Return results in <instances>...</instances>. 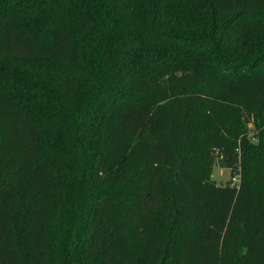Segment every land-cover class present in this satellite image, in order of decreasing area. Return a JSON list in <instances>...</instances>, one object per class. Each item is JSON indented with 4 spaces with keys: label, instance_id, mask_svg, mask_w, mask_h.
I'll use <instances>...</instances> for the list:
<instances>
[{
    "label": "trees",
    "instance_id": "obj_1",
    "mask_svg": "<svg viewBox=\"0 0 264 264\" xmlns=\"http://www.w3.org/2000/svg\"><path fill=\"white\" fill-rule=\"evenodd\" d=\"M0 264H264V0H0Z\"/></svg>",
    "mask_w": 264,
    "mask_h": 264
},
{
    "label": "rangeland",
    "instance_id": "obj_2",
    "mask_svg": "<svg viewBox=\"0 0 264 264\" xmlns=\"http://www.w3.org/2000/svg\"><path fill=\"white\" fill-rule=\"evenodd\" d=\"M139 22H140V24L142 22V18H140V17H139ZM50 66L57 70L58 75L64 73L63 66H62V68L59 66H53V65H50ZM59 78H64V76H60ZM39 82L43 83L40 80V77H39ZM247 133H248V138L251 140V142L255 143L257 140L255 137V126L253 124H250L247 127ZM239 151H240V149H238V152ZM239 154H240V152H239ZM211 165H212L211 177L218 185H225L229 181H232L230 169H228L222 161L215 158V156L212 157V164Z\"/></svg>",
    "mask_w": 264,
    "mask_h": 264
},
{
    "label": "built area",
    "instance_id": "obj_3",
    "mask_svg": "<svg viewBox=\"0 0 264 264\" xmlns=\"http://www.w3.org/2000/svg\"><path fill=\"white\" fill-rule=\"evenodd\" d=\"M232 186H238L240 184V174L232 177Z\"/></svg>",
    "mask_w": 264,
    "mask_h": 264
}]
</instances>
